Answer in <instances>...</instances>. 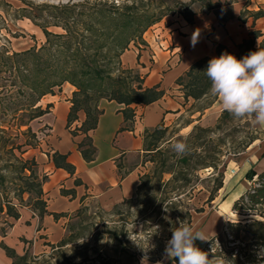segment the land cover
Segmentation results:
<instances>
[{"label": "trees", "instance_id": "trees-1", "mask_svg": "<svg viewBox=\"0 0 264 264\" xmlns=\"http://www.w3.org/2000/svg\"><path fill=\"white\" fill-rule=\"evenodd\" d=\"M198 1L202 2L207 12L215 11L218 15V9L244 0ZM157 2L158 0H120L119 3L117 0H84L51 5L53 11L41 22H36L46 36V41L41 47L32 46L22 51H14L12 54L1 48L0 74L9 73V77L12 78L11 85L14 87L9 111L2 112L12 115L15 121L9 129H5L0 123V155L3 158L8 156L4 160L5 164L0 165V218L4 215L7 219L18 220L23 207L31 208L41 219L49 214L48 203L44 197V184L49 180V176L40 171V163L35 156H25L29 149L36 148L39 144V136L32 122L50 112L53 107L52 103L43 105L41 103L43 97L55 94L65 82H70L76 87L71 99L72 106L68 115L67 127L74 136L84 135L77 145L83 158L86 161H92L96 158L98 148L90 132L97 128L99 118L104 112L100 108L101 100H115L124 104L126 107L122 111L128 122L135 117L133 104L148 105L167 94L160 84L152 87L144 86L145 76L134 68L124 67L121 62V55L130 45L144 43L145 32L170 13L167 11L170 9L169 6L161 9L164 4L160 5ZM180 3L182 4L181 1ZM241 12L248 14L240 18L243 21H246L248 17L257 20L264 17V5L259 6L258 9L244 8ZM183 14L190 23H193L196 13H192L191 17ZM219 19L224 20L220 17ZM50 26L62 27L64 32L55 33L49 29ZM262 34L259 29L251 30L249 35L236 45V49L224 43H218L216 45L217 55L219 57L222 53L228 52L238 59L243 58L250 51L257 50L258 45L264 48V41L258 43V38ZM211 58V56H205L197 60L184 75L177 79V84L181 86L186 100L189 98L199 100L208 96L211 82L205 70ZM81 111L85 112V120L80 126L73 128V123L79 119ZM128 128L130 127L126 125L121 130ZM167 130L168 126H165L164 122L155 128L146 129V150L158 148H149L147 137L153 136L159 139ZM219 152L220 150L216 151L217 155L220 154ZM52 160L57 168H64L71 174L75 173V165L69 162L68 154L56 151L52 155ZM183 161L185 166L164 183L165 187L169 188L182 180L185 183L189 181L188 172L184 170L190 165V158L185 157ZM220 161L219 155L216 159L211 155L198 164L213 167L217 171ZM225 167L224 163L222 169L219 170L221 178L215 190L211 192L209 201L215 198L214 191L224 186ZM256 175L257 179L254 180L256 185L236 200L235 209H248L264 214V172L257 173L251 169L247 173V178L253 180ZM76 182L78 183L79 180ZM181 186H183L182 182L175 185L173 191ZM138 189L140 190V186ZM179 191L180 189L171 196L165 190L158 199L160 205L158 212L154 211L160 213L161 208L167 203L162 209L173 215L174 229L179 226V222L192 225L193 221L190 209L185 206L182 197H179L181 195ZM67 192L70 191L63 190V193ZM26 195L28 199L25 198ZM175 197L178 198L173 199ZM126 201L133 202L134 198L126 199ZM180 206L182 208H179ZM201 211H204V208L198 209V212ZM54 216L59 219L67 215L66 213H54ZM150 217L151 215L146 219L151 220ZM228 226L235 230L233 228L242 227V222H228ZM244 227L259 228L251 231L250 234H254V237L258 239L256 249L264 248V221L255 219L247 222ZM8 231L5 227L2 228V236H6ZM171 236L172 231L167 238H159L158 250L160 252H164L165 241L171 239ZM118 238L119 233H116L115 239L118 240ZM216 240L223 241L220 234L212 236L207 246H211ZM68 242H70L69 239H62L61 245H66ZM0 246L13 259L12 264H21L26 261L27 252L19 254L4 240L0 242ZM229 253V259L225 264H255L252 262H255L256 258L248 259L247 263H244L240 255H235L234 251ZM160 258L154 256L150 258V261L156 262ZM260 261H264V256L260 257Z\"/></svg>", "mask_w": 264, "mask_h": 264}, {"label": "rangeland", "instance_id": "rangeland-1", "mask_svg": "<svg viewBox=\"0 0 264 264\" xmlns=\"http://www.w3.org/2000/svg\"><path fill=\"white\" fill-rule=\"evenodd\" d=\"M79 1L84 0L0 1V50L5 49L12 54L14 51H22L32 46L41 47L46 38H43V29L36 22H41L53 11L51 5ZM157 3L164 4L161 9L169 6L168 15L179 14L185 18L183 13L190 17L192 13H196L193 17L195 19L199 14L209 13L198 0H158ZM261 5H264V0H244L218 9V15L215 11L213 12L217 17L228 21L246 17L248 14L241 12L244 8L258 9ZM49 29L55 33L64 32L62 27L50 26ZM259 30L263 34L258 38V43L264 41V30ZM236 45L233 49H236ZM10 78L9 73L0 74V123L5 129H9L15 121L12 115L3 114L9 111L10 101L13 98L14 87L11 85L12 78ZM216 99L209 92L208 96L188 108L178 122L165 125L168 126V130L163 137L159 139L153 136L147 137L149 148H158L149 150L145 154L138 185L140 190H137L133 202L125 200L110 208L97 205L82 206L64 219V234L59 240L54 242L43 240L39 248L34 247L32 241L30 243L26 241L28 247L25 252L28 256L21 264H141L142 260L144 264H150L151 257L159 256L160 260L166 258L165 250L163 253L158 250L159 238L169 236L174 229V219L171 213L162 209L167 203L161 208L160 213L154 212L159 210L158 199L161 194L167 190L168 194L173 196L175 195L173 193L180 189L179 197H182L185 206L192 214V226L194 227L193 222L203 224L209 216L215 213L219 206L217 203L225 198V191L221 192L220 189L214 191L215 198L212 201L208 200L221 178L219 170L222 169L224 163L226 164L225 184V180L233 172L231 168L242 169L245 164H250L252 156L257 155L258 157L264 152V126L255 125L250 117L234 118L228 112L225 113L220 105H216L213 110L217 113L215 117L212 115L205 122L191 124L193 119L191 110H194V116L198 118L200 114L197 111L203 113L204 109L210 107ZM35 131L39 136V144L36 148L29 149L25 156L36 157L43 149L44 142L41 139L45 131L42 128L35 129ZM176 141H183L187 144L188 150L184 154H177L173 151L171 145ZM217 150H220L219 170L215 171L213 167L198 164L211 155L216 159ZM185 157L190 158V165L184 170L188 172L189 181L186 183L183 180L180 181L183 186L173 191V187L180 183L171 185L169 188L165 187L164 183L185 166L183 161ZM5 158L7 159L8 156L3 158L0 155V165L5 164ZM261 166L264 167V163ZM255 179L257 175L253 180L248 179L249 181L245 182L246 187L242 194L256 185L254 184ZM25 198L28 199V195ZM235 202L231 209L229 208V219L221 222L219 231L209 235L200 249L208 252L210 258L212 254L223 257L225 262L229 259V252L234 251L235 255L241 256L244 263H247L248 259L256 258L252 263L264 264V261H260V257L264 256V248L256 249L258 239L254 237V234H250L251 231L259 228L244 227L247 222L255 219L264 221V214L248 209L237 210L234 206ZM200 208H204V211L198 212ZM150 215L151 220H147L146 218ZM13 221V218L7 219L2 215L0 236H2V228L11 229ZM239 221L242 222L240 228L235 227L233 228L235 230H232L228 226V222ZM212 222L213 217L208 225L209 229L214 228ZM195 229L201 230V227L197 226ZM116 233H119L118 240L115 239ZM218 234L221 235L223 241L216 240L211 246H207L209 239ZM65 238L70 242L61 245V240ZM168 240L165 242L167 243Z\"/></svg>", "mask_w": 264, "mask_h": 264}, {"label": "crops", "instance_id": "crops-1", "mask_svg": "<svg viewBox=\"0 0 264 264\" xmlns=\"http://www.w3.org/2000/svg\"><path fill=\"white\" fill-rule=\"evenodd\" d=\"M9 1V0H0ZM264 30V17L246 21L239 18L228 21L220 20L215 12L199 14L193 23L182 15H167L161 21L151 26L144 34V43L131 44L121 55V62L126 68H134L145 76L144 86L152 87L160 84L167 94L148 105L133 104L135 117L125 120L123 109L126 107L115 100L103 99L100 108L104 110L99 118L96 129L90 132L95 146L98 148L96 158L86 161L77 143L84 135L74 136L67 127L68 115L72 106L71 99L76 87L65 82L55 94H48L41 100L43 105L52 103L50 112L32 122L34 130L44 129V145L36 156L40 163V171L49 176L44 184V197L47 200L49 214L42 219L29 207L21 208V217L13 221V226L6 236H0V242L16 249L23 254L28 246L26 241L39 248L40 242L59 240L64 234V219H56L54 213L71 215L82 206L97 205L110 208L136 195L145 154V131L157 127L161 122L171 125L180 120L187 109L202 99L184 98L177 79L197 60L211 56L218 57L216 45L224 43L235 47L253 28ZM199 32L195 46L192 44L193 33ZM43 38L46 36L43 32ZM220 105L218 98L210 107L194 116L191 124L205 122L207 118L216 116L213 110ZM214 112V113H212ZM85 112H79V119L73 123V128L80 126L85 120ZM190 124V125H191ZM128 125L130 128L121 130ZM68 154L69 162L75 165V173L71 174L64 168H57L52 160L54 152ZM264 152L261 156H252L250 164L242 169H235L225 180L221 192L225 198L221 200L212 216L203 223H194V228L201 227L208 238L221 228V222L229 219V208L244 192L247 173L254 169L257 173L264 172ZM231 170H234L231 168ZM79 180L77 183L76 181ZM63 190L70 191L63 193ZM231 211V210H230ZM213 217V229L208 225ZM49 239H47V238ZM205 241L197 240L200 248ZM13 259L0 246V264H12ZM150 264H178L177 260L162 258Z\"/></svg>", "mask_w": 264, "mask_h": 264}, {"label": "clouds", "instance_id": "clouds-1", "mask_svg": "<svg viewBox=\"0 0 264 264\" xmlns=\"http://www.w3.org/2000/svg\"><path fill=\"white\" fill-rule=\"evenodd\" d=\"M198 36V31L193 33V46ZM205 74L211 82L209 92L218 98L223 111L238 119L250 117L255 125L264 126V48L258 45L257 50L240 59L224 52L208 61ZM171 147L177 154L188 150L183 141L173 142ZM197 240L207 241L205 232L179 222L166 243V258L177 260L178 264H225L223 257L212 254L210 258L195 244Z\"/></svg>", "mask_w": 264, "mask_h": 264}, {"label": "built area", "instance_id": "built-area-1", "mask_svg": "<svg viewBox=\"0 0 264 264\" xmlns=\"http://www.w3.org/2000/svg\"><path fill=\"white\" fill-rule=\"evenodd\" d=\"M233 171V173L235 172V170H232Z\"/></svg>", "mask_w": 264, "mask_h": 264}]
</instances>
